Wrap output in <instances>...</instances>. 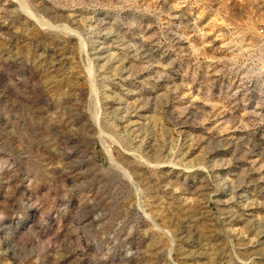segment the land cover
Here are the masks:
<instances>
[{
	"label": "rangeland",
	"instance_id": "374dc122",
	"mask_svg": "<svg viewBox=\"0 0 264 264\" xmlns=\"http://www.w3.org/2000/svg\"><path fill=\"white\" fill-rule=\"evenodd\" d=\"M0 264H264V0H0Z\"/></svg>",
	"mask_w": 264,
	"mask_h": 264
}]
</instances>
